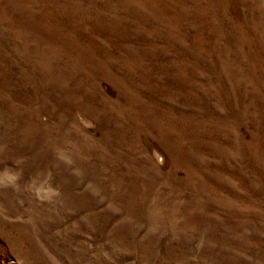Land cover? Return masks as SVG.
Listing matches in <instances>:
<instances>
[{
  "label": "rangeland",
  "instance_id": "1",
  "mask_svg": "<svg viewBox=\"0 0 264 264\" xmlns=\"http://www.w3.org/2000/svg\"><path fill=\"white\" fill-rule=\"evenodd\" d=\"M0 264H264V0H0Z\"/></svg>",
  "mask_w": 264,
  "mask_h": 264
}]
</instances>
